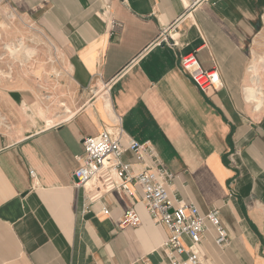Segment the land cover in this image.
Here are the masks:
<instances>
[{"label":"crops","instance_id":"obj_1","mask_svg":"<svg viewBox=\"0 0 264 264\" xmlns=\"http://www.w3.org/2000/svg\"><path fill=\"white\" fill-rule=\"evenodd\" d=\"M1 3L45 41L35 56L43 58L42 94L52 95L43 105L59 103L22 139L0 128V264H171L169 231L152 220L139 186L134 198H93L75 186L84 139L119 129L154 153L145 164L123 155L135 174L156 160L173 175L174 203L220 212L230 241L219 248L208 224L205 264H264V100L260 109L253 101L250 70L260 64L264 79V0ZM174 24L169 43L155 45ZM189 53L217 70V86L203 91L184 73L180 57ZM10 80L0 92L11 110L39 97L34 83ZM56 117L65 120L43 128ZM128 209L138 227L120 225Z\"/></svg>","mask_w":264,"mask_h":264},{"label":"built area","instance_id":"obj_2","mask_svg":"<svg viewBox=\"0 0 264 264\" xmlns=\"http://www.w3.org/2000/svg\"><path fill=\"white\" fill-rule=\"evenodd\" d=\"M177 25L164 29L154 44L161 46L169 43L170 34L177 29ZM180 67L203 91L219 84L217 70H204L195 53L181 56ZM109 84L104 87L105 92L109 90ZM83 146V154L76 156L78 167L73 173L75 186L88 187L93 198L110 192L134 198L137 195L135 187L139 186L143 193L145 208L152 220L165 226L169 231L163 249L171 264H205L199 245L208 224L216 232V245L221 249L228 246L229 233L222 223L218 210L203 216L195 205L180 200L174 203L170 199L168 184L173 175L162 164L154 160L152 165L146 164L143 171L135 174L133 165L122 160L125 153L132 152L140 163L145 164L146 158H154L149 146L126 137L122 129L117 132L104 131L96 137L86 138ZM140 223L139 215L132 209H128L120 221L122 227H138ZM186 239L190 241L189 244L186 243Z\"/></svg>","mask_w":264,"mask_h":264},{"label":"rangeland","instance_id":"obj_3","mask_svg":"<svg viewBox=\"0 0 264 264\" xmlns=\"http://www.w3.org/2000/svg\"><path fill=\"white\" fill-rule=\"evenodd\" d=\"M1 2L0 11L3 15L1 19L3 31L0 33V72L2 74V77H0V88L7 81H11L10 79L12 77H17L20 84L29 81L40 89L36 91V94L39 96L36 100L30 101L29 105L27 103L18 105L13 110L8 106L10 104V97L0 92V128L8 134H11L15 140H19L27 132H30L33 126L37 125L36 128L39 127L40 125L37 124L38 120H44L46 118V110H49L47 108H52L53 111L51 113H53L58 108L59 100H52V107L43 105L44 99L50 94H42L41 87L45 79L42 69V56L26 60L24 56L18 58L11 57L9 51L6 49L7 45H18L21 41L25 43V46L34 48L40 51V53H42L41 50L43 48L47 47L45 41L39 36L29 19L22 18L18 15H14L13 17V12L8 9L5 3ZM22 87L25 86L22 85ZM50 96L52 97V95ZM63 120H65L64 117H56L51 121H45L43 128L56 125Z\"/></svg>","mask_w":264,"mask_h":264},{"label":"bare ground","instance_id":"obj_4","mask_svg":"<svg viewBox=\"0 0 264 264\" xmlns=\"http://www.w3.org/2000/svg\"><path fill=\"white\" fill-rule=\"evenodd\" d=\"M12 16L14 17V14ZM6 49L9 51L11 57H17L18 58V57L24 56L26 60L34 59V57L37 55V50L34 48H29V47L25 46V43L23 41H21L18 45H7ZM261 61L264 62V59H261ZM250 70L253 73L252 82H253L255 88L257 89V93L253 97V101L256 104H258V108L260 109L262 104H263V100H264V94H263V92H264V88H263L264 79L261 75L260 64L253 65ZM1 75L2 74L0 72V77H2ZM107 107L109 108L110 106L108 105Z\"/></svg>","mask_w":264,"mask_h":264}]
</instances>
